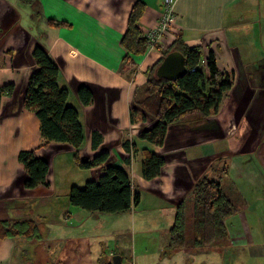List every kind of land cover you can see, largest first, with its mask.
Instances as JSON below:
<instances>
[{"label":"crops","instance_id":"obj_1","mask_svg":"<svg viewBox=\"0 0 264 264\" xmlns=\"http://www.w3.org/2000/svg\"><path fill=\"white\" fill-rule=\"evenodd\" d=\"M137 1L144 4L138 21L144 33L157 26L164 0H0V220L31 221L38 232L31 238L0 239V264H111L109 258L116 254L122 264L123 246L109 251L108 257L100 249L103 231L92 223L96 217L110 218L117 234L128 235L127 240L130 233L143 235L138 264H171L170 254L183 257L174 264H264V14L257 16L261 0H172L174 26L158 47L131 55L130 62L124 60L121 39ZM176 39L202 46L200 60L212 50L218 69L231 75L232 88L216 113L170 125L163 144L155 146L139 138L149 121L140 122L133 113L140 110L136 106L149 71ZM36 46L58 65V85L67 88L78 111L84 134L79 157L91 159L107 151L113 164L129 167L122 168L130 175L132 191L139 194L129 211L88 213L65 201L71 186L82 187L100 170L79 167L69 145L51 142L40 147L39 120L23 107ZM81 84L92 92L87 106L76 96ZM93 133L102 139L96 148ZM143 149L164 158L160 175L151 180L141 175ZM30 150L49 166L45 184L34 188L24 186L26 173L18 161L20 151ZM62 154L68 164L64 181L56 184L51 168ZM136 159L140 166L133 169ZM200 179L217 181L236 208L224 220L221 239L209 246L173 250L169 229L176 208L180 202L186 208L189 202L192 212L193 185ZM47 202L51 204L45 206ZM15 205L26 208L23 216H11ZM128 218L131 232H126ZM39 231L47 244L34 240ZM190 236L185 229L186 239Z\"/></svg>","mask_w":264,"mask_h":264},{"label":"trees","instance_id":"obj_2","mask_svg":"<svg viewBox=\"0 0 264 264\" xmlns=\"http://www.w3.org/2000/svg\"><path fill=\"white\" fill-rule=\"evenodd\" d=\"M20 1L30 4L33 0ZM143 9L144 4L137 1L129 13L127 30L121 39L126 50L125 61L133 62L131 55L142 56L147 52V39L138 26ZM171 51H178L185 57L187 72L175 81L158 78L156 69L162 58L149 71L143 97L136 106L140 110L133 113L134 118L138 112L141 114L140 122L149 121L139 132V138L155 146L163 144L170 125L195 115L204 117L216 113L223 97L232 88L231 75L218 69L212 50H208L205 59L200 60L202 46L184 45L176 39L166 54ZM32 59L35 67L27 81L23 107L33 112L39 120L43 140L40 147L51 142L69 145L74 149L79 167L100 170V173L94 174V179L86 181L82 187H70L67 195L69 203L88 213L120 214L129 211L139 200V194L132 191L130 175L124 168L109 161L107 151L91 159L79 157L78 151L84 142L83 128L77 109L68 103L67 88L58 85V65L41 46L34 48ZM76 96L82 106L92 101V92L84 84L77 86ZM134 118L132 115V122ZM92 138V147L96 148L101 143V136L93 133ZM142 156V177L151 180L159 176L164 165L163 156L148 149L142 150ZM18 161L26 173V188L45 184L49 171L46 160L30 150L20 151ZM192 200V235L189 239L185 237V206L184 202H180L169 229V247L173 250L209 246L221 239L225 229L224 220L236 208L222 193L219 183L213 180L194 182ZM36 232L37 227L31 221L0 220V239L20 235L31 238L36 236Z\"/></svg>","mask_w":264,"mask_h":264},{"label":"rangeland","instance_id":"obj_3","mask_svg":"<svg viewBox=\"0 0 264 264\" xmlns=\"http://www.w3.org/2000/svg\"><path fill=\"white\" fill-rule=\"evenodd\" d=\"M163 2V1H162ZM162 8H163V5H162ZM164 10V8H163ZM163 10H162V13H163ZM261 11L262 14H264V0H261L259 2V4L257 5V16L259 14V12ZM263 24H264V19H263ZM249 65H255V62L254 63H250V64H246L245 65V69L247 68V66ZM248 69V68H247ZM224 100V99H223ZM70 98L68 100V103H70ZM71 104V103H70ZM140 117H141V114L138 112L137 115L135 116V118L139 121L140 120ZM170 130V127L168 128V131ZM173 135V133H172ZM68 164V160H66V157L62 154L60 155V158L59 159H56V160H53V165H54V168H51L52 170V173H53V180L56 184H62V182L64 181V172H65V168ZM122 167L126 168V170H130L129 167L127 165H122L120 164ZM140 164H139V160L136 159L135 161V168L133 169H136L137 167H139ZM219 169L222 168V165H217ZM63 169V172L61 174V170ZM67 171V169H66ZM59 190V189H58ZM66 202H68V198L66 196V199H65ZM69 203V202H68ZM48 204H51V202H47L45 204L48 205ZM58 205L60 204V202L57 203ZM70 204V203H69ZM189 202H186V208H185V216H186V221H187V228H186V235L187 236H190L191 234V231L189 229V223H190V219H191V210L189 209ZM70 207H74L70 204ZM23 209H26V208H23V207H18V205H15V206H11V213L12 214L11 216H23ZM103 217H106L105 214ZM96 222V226L97 228L101 229L103 231V238H102V241H101V245H100V249H102L105 253V255L107 256L108 252L109 251H113V252H116L117 251V246H123L125 248V254L123 255V263L122 264H133L132 262L133 261H136V263L138 264L141 260V254L139 253V249H140V246L144 244L145 242V239L143 237V235L141 233H136L135 235L133 233H130L129 235V240H127V236L128 235H123L121 234L120 232L117 234V231L116 230V227L115 225L113 224V222L110 220V218H99V217H96V218H93L92 219V223H95ZM127 231L126 232H131V220L128 218V223H127ZM122 232V231H121ZM115 233V234H114ZM36 234L38 235V232H36ZM35 239H40L42 240V243L43 244H47L48 241H47V238L45 237H40V231H39V237L38 238H34ZM57 242H59L58 239H56ZM109 240V243H107V241ZM132 242H133V245H132ZM38 245L40 246V243H38ZM154 245L151 244L149 245V248H153ZM117 255V254H116ZM175 255L173 254H170V259H171V264H174V261H177L178 262H181L183 257H177V258H174ZM108 257V256H107ZM110 261H112V257L109 258Z\"/></svg>","mask_w":264,"mask_h":264},{"label":"water","instance_id":"obj_4","mask_svg":"<svg viewBox=\"0 0 264 264\" xmlns=\"http://www.w3.org/2000/svg\"><path fill=\"white\" fill-rule=\"evenodd\" d=\"M187 72L185 57L178 51L167 53L156 69V76L175 81ZM112 264H121V257L114 255Z\"/></svg>","mask_w":264,"mask_h":264},{"label":"built area","instance_id":"obj_5","mask_svg":"<svg viewBox=\"0 0 264 264\" xmlns=\"http://www.w3.org/2000/svg\"><path fill=\"white\" fill-rule=\"evenodd\" d=\"M164 10L154 30L146 33L149 49H153L161 36L175 24V16L172 8V0H164Z\"/></svg>","mask_w":264,"mask_h":264},{"label":"bare ground","instance_id":"obj_6","mask_svg":"<svg viewBox=\"0 0 264 264\" xmlns=\"http://www.w3.org/2000/svg\"><path fill=\"white\" fill-rule=\"evenodd\" d=\"M161 15H162V14H161ZM161 15H160V16H161ZM175 19H176V18H175ZM175 22H176V21H175ZM155 28H156V27H155ZM155 28H154V29H155ZM154 29H149L148 31L144 32V33H143L144 36L146 37V33L149 32V31H152V30H154ZM166 32H167V31H166ZM164 34H165V33H164ZM164 34L161 36V38H160V39L158 40V42L156 43L155 48L159 46V44H160L162 38L164 37ZM146 39H147V38H146ZM147 44H148V42H147ZM153 49H154V48H153ZM150 50H152V49H149V46H148L147 51H150ZM203 62H204V61H202V63H203ZM117 255H118V254H117ZM113 256H114V255H113ZM113 256H112V257H113ZM119 256H120V255H119ZM111 264H112V261H111Z\"/></svg>","mask_w":264,"mask_h":264}]
</instances>
